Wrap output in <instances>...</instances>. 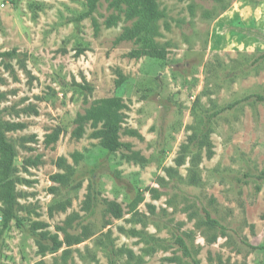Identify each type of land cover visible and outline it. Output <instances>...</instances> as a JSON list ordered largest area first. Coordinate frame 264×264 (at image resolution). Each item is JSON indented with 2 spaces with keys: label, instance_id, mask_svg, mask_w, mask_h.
<instances>
[{
  "label": "rangeland",
  "instance_id": "rangeland-1",
  "mask_svg": "<svg viewBox=\"0 0 264 264\" xmlns=\"http://www.w3.org/2000/svg\"><path fill=\"white\" fill-rule=\"evenodd\" d=\"M156 2L163 59L129 56L137 40H118L135 21L126 5L101 0L79 18L86 0H0V51H14L0 57V111L20 125L6 137L21 221L2 228L0 200V264H264L251 248L264 244V0ZM231 10L241 19L223 28ZM111 96L124 104L113 152L93 134L102 123L73 134L76 115ZM204 210L224 235L202 223Z\"/></svg>",
  "mask_w": 264,
  "mask_h": 264
},
{
  "label": "trees",
  "instance_id": "trees-1",
  "mask_svg": "<svg viewBox=\"0 0 264 264\" xmlns=\"http://www.w3.org/2000/svg\"><path fill=\"white\" fill-rule=\"evenodd\" d=\"M101 0H86V10L79 15V18H84L91 16L93 12L97 9ZM111 8L117 12H122L124 10L123 5H126V16L128 18L135 17V21L132 26L124 27L122 33L119 35L118 40L122 39H133L137 40L139 46L133 49L129 56H140L143 54H149L163 59L165 56V49L159 45L156 41V36L159 35L158 20L163 17V12L158 8L156 0H106ZM118 19V13L111 14L107 20L106 24L111 25ZM94 27L96 29L97 25L94 21ZM14 51H0V57L11 56ZM264 57V52H262L256 60ZM124 104L119 96H111L102 104L87 108L83 113H78L74 119L76 127L74 128L73 134L77 137L81 136L84 132V126L86 123L90 122L91 125L97 126L102 123V126L93 131V134L101 138V144L104 148L113 152L120 149L123 143L119 140V132L122 126V112ZM17 124L4 122L1 118L0 111V171L3 175L0 181V200L3 203L1 223L2 228H6L11 220H15L17 225H21V221L16 214L17 206V196L15 192V181L11 177L13 169V159L15 156L14 147L8 141L6 137V131L10 129L18 128ZM129 132L135 133V131L130 130ZM52 180L61 183L65 182V175L60 173H55L51 175ZM259 178H264V174H260ZM142 200V197H137L134 200L135 203ZM97 202L95 194H87L84 200V206L89 209L90 212L93 211V206ZM106 210L111 212L115 217H120L122 215V209L120 205L115 201H105L103 200ZM202 223L205 224L209 229L221 230V234L224 235L223 225L214 217L211 216L210 212L204 210V215L202 218ZM37 226H44L43 223H36ZM64 230L63 227H58ZM81 235H70L65 233V243H79L87 236V229L84 227ZM40 236L48 238L51 241L50 250H58L63 241L60 240L57 234H49L46 231H42ZM216 236L211 237V241H214ZM174 243L179 244L185 253L189 252V248L186 240L178 235L174 239ZM44 251L46 247L41 246ZM252 249H264V244L251 246ZM194 264H198L197 261L193 260Z\"/></svg>",
  "mask_w": 264,
  "mask_h": 264
},
{
  "label": "crops",
  "instance_id": "crops-1",
  "mask_svg": "<svg viewBox=\"0 0 264 264\" xmlns=\"http://www.w3.org/2000/svg\"><path fill=\"white\" fill-rule=\"evenodd\" d=\"M232 12H233V10H231V11H225V12H223L220 16H219V18H218V23H222V27L223 28H225L226 26H230V27H232V25H233V22H236V23H238L239 22V20L241 19V17H239L238 15H236V14H234V16L236 15V16H238V17H235V19H234V16H232L231 14H232ZM231 15V16H230ZM240 15V14H239ZM230 24V25H229ZM218 33H220V35L221 34H223L221 31H219ZM226 38V37H225ZM225 38L223 39V41H225Z\"/></svg>",
  "mask_w": 264,
  "mask_h": 264
}]
</instances>
